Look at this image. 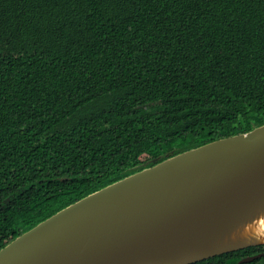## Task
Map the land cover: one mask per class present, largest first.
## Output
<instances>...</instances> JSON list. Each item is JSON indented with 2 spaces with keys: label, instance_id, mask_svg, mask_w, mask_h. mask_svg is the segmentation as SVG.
<instances>
[{
  "label": "trees",
  "instance_id": "trees-1",
  "mask_svg": "<svg viewBox=\"0 0 264 264\" xmlns=\"http://www.w3.org/2000/svg\"><path fill=\"white\" fill-rule=\"evenodd\" d=\"M262 123L264 0H0V248L100 187Z\"/></svg>",
  "mask_w": 264,
  "mask_h": 264
},
{
  "label": "water",
  "instance_id": "water-1",
  "mask_svg": "<svg viewBox=\"0 0 264 264\" xmlns=\"http://www.w3.org/2000/svg\"><path fill=\"white\" fill-rule=\"evenodd\" d=\"M263 207L264 123L86 194L1 247L0 264H189L264 243L240 230Z\"/></svg>",
  "mask_w": 264,
  "mask_h": 264
},
{
  "label": "bare ground",
  "instance_id": "bare-ground-1",
  "mask_svg": "<svg viewBox=\"0 0 264 264\" xmlns=\"http://www.w3.org/2000/svg\"><path fill=\"white\" fill-rule=\"evenodd\" d=\"M240 230L243 232L254 231L259 235V238L264 239V207L259 210L253 221L241 224Z\"/></svg>",
  "mask_w": 264,
  "mask_h": 264
}]
</instances>
